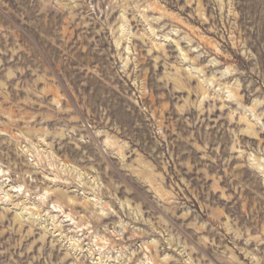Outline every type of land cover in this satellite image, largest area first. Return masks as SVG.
Segmentation results:
<instances>
[{
    "label": "rangeland",
    "instance_id": "rangeland-1",
    "mask_svg": "<svg viewBox=\"0 0 264 264\" xmlns=\"http://www.w3.org/2000/svg\"><path fill=\"white\" fill-rule=\"evenodd\" d=\"M0 264H264V0H0Z\"/></svg>",
    "mask_w": 264,
    "mask_h": 264
},
{
    "label": "bare ground",
    "instance_id": "bare-ground-1",
    "mask_svg": "<svg viewBox=\"0 0 264 264\" xmlns=\"http://www.w3.org/2000/svg\"><path fill=\"white\" fill-rule=\"evenodd\" d=\"M35 161V160H34Z\"/></svg>",
    "mask_w": 264,
    "mask_h": 264
}]
</instances>
